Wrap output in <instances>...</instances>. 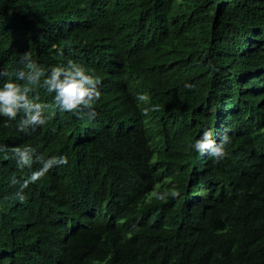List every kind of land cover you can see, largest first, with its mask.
<instances>
[{
	"label": "trees",
	"instance_id": "16d2710c",
	"mask_svg": "<svg viewBox=\"0 0 264 264\" xmlns=\"http://www.w3.org/2000/svg\"><path fill=\"white\" fill-rule=\"evenodd\" d=\"M27 51L101 96L90 119L36 85L43 126L0 117V264H264V0H0V83ZM205 127L231 137L219 162L190 147ZM23 145L68 163L20 201Z\"/></svg>",
	"mask_w": 264,
	"mask_h": 264
},
{
	"label": "clouds",
	"instance_id": "9594fccd",
	"mask_svg": "<svg viewBox=\"0 0 264 264\" xmlns=\"http://www.w3.org/2000/svg\"><path fill=\"white\" fill-rule=\"evenodd\" d=\"M22 65L15 70L14 78L5 79L0 83V117H6L5 124L15 121V127L22 133H31L39 126H43L48 115V104L41 101L38 95H34V86L42 85L49 93H53V100L61 112H73L76 115H87L94 119L97 115L93 105L101 96L98 85L99 75L86 65L69 58L66 63L54 64L44 67L35 61L30 52H24L19 57ZM0 75H9L3 70ZM185 87H192L186 83ZM140 100H146L144 93H137ZM148 113L150 109H143ZM19 117V118H18ZM231 142L228 131L221 133L219 140L213 128L205 127L202 133L191 144V148L201 154L207 153L214 161L219 162L229 153L227 146ZM0 145V151L6 148ZM15 155L16 165L20 169H31L26 179L20 180L12 176L11 183L19 184L15 196L20 201L26 199L23 189L29 183L35 182L56 165L68 163L66 154L44 157L32 145L15 146L11 149ZM33 163L39 166L32 168ZM173 196L177 192L171 193ZM156 198L164 200L168 192L158 191Z\"/></svg>",
	"mask_w": 264,
	"mask_h": 264
},
{
	"label": "bare ground",
	"instance_id": "6f19581e",
	"mask_svg": "<svg viewBox=\"0 0 264 264\" xmlns=\"http://www.w3.org/2000/svg\"><path fill=\"white\" fill-rule=\"evenodd\" d=\"M148 51V50H147ZM151 52V51H150ZM146 54V53H145ZM251 79V78H250ZM254 79V78H253ZM249 85V84H248ZM241 87V86H240ZM233 88V87H232ZM220 89V88H219ZM228 89V88H227ZM235 90V89H234ZM232 92H234V91H232ZM229 95V94H228ZM233 95H234V93H233ZM231 96V95H230ZM226 97V96H225ZM216 99V98H215ZM219 99H220V97H219ZM221 100V99H220ZM224 102V101H223ZM159 105H161V104H159ZM219 108V107H218ZM216 113V112H215ZM234 127V126H233ZM231 128V127H230ZM233 130V129H232ZM234 131V130H233ZM166 179V178H165ZM158 191V190H157ZM82 197V196H81ZM62 210V209H61ZM159 210V209H158ZM153 216H155V215H153ZM27 220V219H26ZM122 226V225H121ZM177 235V234H176ZM175 238V237H174ZM172 250V249H171ZM195 250V249H194ZM190 252V251H189ZM220 256V255H219ZM209 258V257H208Z\"/></svg>",
	"mask_w": 264,
	"mask_h": 264
},
{
	"label": "rangeland",
	"instance_id": "374dc122",
	"mask_svg": "<svg viewBox=\"0 0 264 264\" xmlns=\"http://www.w3.org/2000/svg\"><path fill=\"white\" fill-rule=\"evenodd\" d=\"M141 102V104H143L144 103V101H140Z\"/></svg>",
	"mask_w": 264,
	"mask_h": 264
}]
</instances>
